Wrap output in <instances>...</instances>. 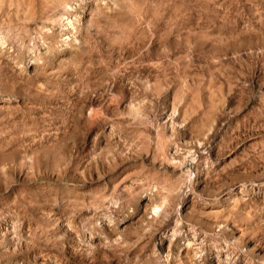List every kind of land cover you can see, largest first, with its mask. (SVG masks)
<instances>
[{
    "label": "rangeland",
    "instance_id": "1",
    "mask_svg": "<svg viewBox=\"0 0 264 264\" xmlns=\"http://www.w3.org/2000/svg\"><path fill=\"white\" fill-rule=\"evenodd\" d=\"M0 264H264V0H0Z\"/></svg>",
    "mask_w": 264,
    "mask_h": 264
}]
</instances>
